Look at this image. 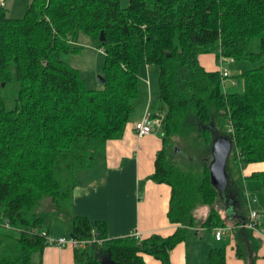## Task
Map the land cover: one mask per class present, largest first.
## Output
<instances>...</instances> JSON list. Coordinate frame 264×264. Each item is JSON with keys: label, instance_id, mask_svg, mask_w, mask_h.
I'll use <instances>...</instances> for the list:
<instances>
[{"label": "trees", "instance_id": "1", "mask_svg": "<svg viewBox=\"0 0 264 264\" xmlns=\"http://www.w3.org/2000/svg\"><path fill=\"white\" fill-rule=\"evenodd\" d=\"M79 31L99 41L105 35L101 88H88L63 60L78 50ZM209 53L262 64L242 74L243 93H227L220 71L200 63ZM145 65L158 74L152 117L163 141L152 179L171 187L168 216L179 227L166 237L110 239L106 222L73 213L74 190L106 143L122 137ZM12 81L19 90L9 110L3 92ZM221 137L232 142L225 191L210 172ZM257 162H264V0H129L126 8L119 0H33L22 18L0 9V264H42L32 257L50 246L56 222L70 237L87 240L95 231L103 240L73 248L75 264H102L106 251L114 264H148L147 257L172 264L198 212L208 230L234 221L237 257L253 264L245 245L256 251V239L242 227L251 202L231 169ZM250 178L264 190V171ZM207 262L226 264V248H212Z\"/></svg>", "mask_w": 264, "mask_h": 264}, {"label": "crops", "instance_id": "2", "mask_svg": "<svg viewBox=\"0 0 264 264\" xmlns=\"http://www.w3.org/2000/svg\"><path fill=\"white\" fill-rule=\"evenodd\" d=\"M217 62L216 56H200L201 65L209 71L218 70ZM151 69L152 67L148 65L141 69L142 78L139 83L141 92L133 118L126 125L121 138L106 143L102 170L87 181H79L84 172L81 171L74 190V214L88 218L93 224L98 221L106 222L110 239L133 237L134 234H139L140 241L153 234L166 237L179 227L178 224L172 223L168 216L171 187L152 179L158 152L163 148L159 128L155 129L154 126L153 132L146 136H139L135 130V124L143 118L148 104L154 99L155 76L152 75ZM261 165L260 169L251 167V172L246 171L244 167L242 169L244 179H251L253 173L263 172L264 164ZM249 202L253 209L260 212L262 216L260 223L264 225V215L251 199ZM198 213L199 224L190 230L187 240L178 244L171 252V263L208 264L209 251L224 242L226 264H248L236 254L235 222L227 221L224 226L225 234L217 241L214 235L215 228L208 230L202 227L201 222L205 215ZM249 215L250 213L248 217ZM253 235L258 248L253 251L250 245L246 244L248 257L255 256L253 264H264V240L257 234ZM59 237L67 236L59 235L57 238ZM146 261L148 264L156 263L150 257H147ZM34 262L75 264L74 250L71 247L59 248L50 245L42 254H36Z\"/></svg>", "mask_w": 264, "mask_h": 264}, {"label": "rangeland", "instance_id": "3", "mask_svg": "<svg viewBox=\"0 0 264 264\" xmlns=\"http://www.w3.org/2000/svg\"><path fill=\"white\" fill-rule=\"evenodd\" d=\"M33 0H6V10L7 15L10 18H22ZM120 4L123 8H126L129 5V0H119ZM73 45L78 48L76 52L67 53L64 55L63 60L68 63L71 67H74L80 70L82 77L86 81V85L90 89H98L101 88L100 82V71L105 65V53L104 49L101 45V42L98 39H95L83 31H79L75 38ZM204 55L216 56L215 53H209ZM202 56V55H201ZM262 62H252V61H240L237 63H225L224 67L228 68L229 77L223 79L222 88L227 93H243L244 92V80L242 74L246 71L259 67ZM217 69L220 71L221 65L217 62ZM223 66V65H222ZM152 75L154 77V89H153V101L151 104L149 103V109L151 113L158 112L159 108V79L158 74L155 69H151ZM142 78V76H141ZM19 90V85L16 81H12L8 84L6 89H4L3 96L6 101L7 109L11 110L15 106V99L17 98ZM141 92V91H140ZM140 112L142 111L139 110ZM133 117H131L132 120ZM155 129H158L157 123L155 124ZM182 147V146H181ZM173 151V147L171 149ZM180 152L182 149H180ZM183 152V151H182ZM105 156V149L102 150L96 156L94 160V165L90 169L84 170L79 181H87L92 176H95L102 169V163ZM264 164V162L250 163L245 166L246 171H250L251 167L260 169ZM233 162L230 165L233 167ZM243 169V168H242ZM242 169L234 168V171L231 169L232 175L234 174V178L241 182L242 190L244 193V197L249 204V200L251 199L253 203L256 205L258 210L262 212L264 215V190L262 189V184L255 179H244L242 176ZM253 171V170H252ZM251 172V171H250ZM251 174V173H250ZM254 205V206H255ZM247 211V210H246ZM245 211V212H246ZM227 212L229 214L234 213V208L228 205ZM74 213V212H73ZM59 235L68 236L69 232L66 227L61 223L53 224V234L52 236L57 238ZM218 244V243H217ZM223 243H219L218 248L224 246ZM36 254L33 255L32 260L35 261ZM102 264H114L113 258L109 254V252H105L102 254Z\"/></svg>", "mask_w": 264, "mask_h": 264}, {"label": "built area", "instance_id": "4", "mask_svg": "<svg viewBox=\"0 0 264 264\" xmlns=\"http://www.w3.org/2000/svg\"><path fill=\"white\" fill-rule=\"evenodd\" d=\"M4 8H6V0H0V9H4ZM218 63L219 65H221L220 73L223 76V78L229 77L228 68L224 67V64L234 63V60L231 58L220 57L218 59ZM155 124L156 121L153 119L152 113L148 105L143 118L135 124L136 133L139 136L149 135L153 132V127L155 126ZM261 217L262 216L260 212H258L253 208L250 209L249 220L246 224H243L242 227L252 230L254 234L259 235L260 238L264 240V225L260 223ZM225 231L226 228L224 227L215 228L214 229L215 239L217 241H220L223 238ZM43 235H45V233H43ZM133 237L137 240L140 239L139 234H134ZM48 242L50 243V245H54L59 248L71 247L75 249H85L93 244H102L103 240L97 237V233L94 231V237L87 240H79L70 236L59 237V238H55L52 236V237H48Z\"/></svg>", "mask_w": 264, "mask_h": 264}, {"label": "water", "instance_id": "5", "mask_svg": "<svg viewBox=\"0 0 264 264\" xmlns=\"http://www.w3.org/2000/svg\"><path fill=\"white\" fill-rule=\"evenodd\" d=\"M100 41H105L104 33H101ZM99 79L101 83L104 82L102 76ZM231 149L232 142L227 137L218 138L213 144V160L210 165L211 179L213 185L220 191H225L228 186L229 178L226 172V163Z\"/></svg>", "mask_w": 264, "mask_h": 264}]
</instances>
